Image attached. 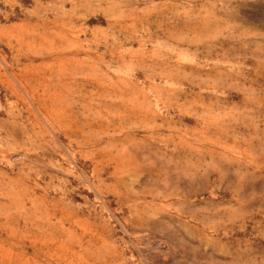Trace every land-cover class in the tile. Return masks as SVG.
I'll use <instances>...</instances> for the list:
<instances>
[{"label":"rangeland","instance_id":"374dc122","mask_svg":"<svg viewBox=\"0 0 264 264\" xmlns=\"http://www.w3.org/2000/svg\"><path fill=\"white\" fill-rule=\"evenodd\" d=\"M0 264H264V0H0Z\"/></svg>","mask_w":264,"mask_h":264}]
</instances>
